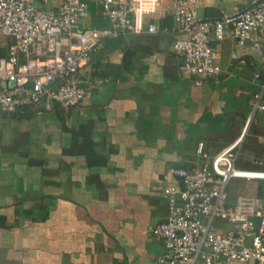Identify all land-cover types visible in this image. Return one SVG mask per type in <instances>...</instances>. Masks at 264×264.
<instances>
[{
  "label": "crops",
  "instance_id": "obj_1",
  "mask_svg": "<svg viewBox=\"0 0 264 264\" xmlns=\"http://www.w3.org/2000/svg\"><path fill=\"white\" fill-rule=\"evenodd\" d=\"M252 1L209 0L200 14L217 18ZM89 3L83 25H110L101 0ZM174 5L162 0L154 16L164 32L104 42L81 73L87 94L65 120L34 108L0 115V264H152L165 251L152 233L168 218L163 187L178 182V167L232 144L249 116L237 165L264 169V110L253 104L259 52L216 41L221 76L187 75L173 47ZM245 184L248 195H264L260 181Z\"/></svg>",
  "mask_w": 264,
  "mask_h": 264
},
{
  "label": "built area",
  "instance_id": "obj_2",
  "mask_svg": "<svg viewBox=\"0 0 264 264\" xmlns=\"http://www.w3.org/2000/svg\"><path fill=\"white\" fill-rule=\"evenodd\" d=\"M90 1L0 0V48L6 46L0 56V112L76 107L87 94L81 73L104 42L120 33L160 32L154 16L162 0H101L110 25L84 26ZM208 1L175 0L173 47L183 59V71L218 79L222 49L214 42L234 38L242 49L251 46L260 54L257 76L263 77L253 104L264 110V0L217 18L201 16ZM251 118L232 144L200 166L178 167V182L163 187L168 218L152 233L164 241L165 251L152 264H264V195L240 194L233 202L228 191L233 179L260 181L264 187V169L237 165ZM198 152L207 156L203 143ZM260 163L254 159L255 165Z\"/></svg>",
  "mask_w": 264,
  "mask_h": 264
},
{
  "label": "rangeland",
  "instance_id": "obj_3",
  "mask_svg": "<svg viewBox=\"0 0 264 264\" xmlns=\"http://www.w3.org/2000/svg\"><path fill=\"white\" fill-rule=\"evenodd\" d=\"M35 109V108H34ZM38 110V109H36ZM53 111H55V108L52 109ZM51 110V111H52ZM66 111L64 110L63 113H65ZM50 113H54V112H50ZM13 124H11L12 126ZM34 124H31V126H33ZM2 126L4 127V123L2 124ZM15 126V129L14 131H17V124L14 125ZM17 134V133H16ZM21 135V134H20ZM19 135V136H20ZM23 138V136H21ZM19 137V139L21 138ZM246 180L245 179H233L229 186H228V191L230 193V197L232 198V201L235 202V199H236V196L237 195H248L249 193V189H248V186H246ZM217 224H224L223 222L221 221H217ZM233 264H237V263H233Z\"/></svg>",
  "mask_w": 264,
  "mask_h": 264
},
{
  "label": "trees",
  "instance_id": "obj_4",
  "mask_svg": "<svg viewBox=\"0 0 264 264\" xmlns=\"http://www.w3.org/2000/svg\"><path fill=\"white\" fill-rule=\"evenodd\" d=\"M166 30V26L162 23L161 26H160V32H164ZM6 54V46L3 47V48H0V56H4ZM247 62H251L249 58H246ZM208 78H211V79H217V78H214V77H208ZM261 80H263V77L260 78ZM55 108V111H57L60 115V117H62L63 120H65L64 116L62 115V113L64 112V108H61V107H54ZM53 108V109H54ZM53 111V110H52ZM0 115H3V116H11V117H16V116H22V117H25L28 115V113H23V112H20V113H12V114H9V113H2L0 112ZM181 167H185V168H191V167H194L193 165H190L188 167L187 164H184L182 165Z\"/></svg>",
  "mask_w": 264,
  "mask_h": 264
},
{
  "label": "water",
  "instance_id": "obj_5",
  "mask_svg": "<svg viewBox=\"0 0 264 264\" xmlns=\"http://www.w3.org/2000/svg\"><path fill=\"white\" fill-rule=\"evenodd\" d=\"M109 41H113L114 43H116L117 42V39H116V37L115 38H110V39H108ZM235 59H233L232 60V63L234 64L235 63ZM232 68V67H231Z\"/></svg>",
  "mask_w": 264,
  "mask_h": 264
}]
</instances>
